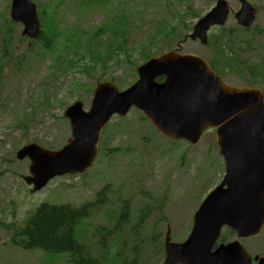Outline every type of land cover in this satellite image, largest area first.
I'll use <instances>...</instances> for the list:
<instances>
[{
  "label": "rangeland",
  "instance_id": "obj_1",
  "mask_svg": "<svg viewBox=\"0 0 264 264\" xmlns=\"http://www.w3.org/2000/svg\"><path fill=\"white\" fill-rule=\"evenodd\" d=\"M226 1L232 13L238 10L237 0ZM248 1L264 15V0ZM32 2L38 17L40 14L54 25L56 22L57 29L64 35L58 36L54 32L56 41L48 50L39 49V42L28 47L27 40L21 37L20 24L13 25L11 37H5L10 0H0V48L6 45L14 54L11 61L0 65V264H70L67 253L44 255L14 248L9 245L10 234L39 204L79 206L93 201L95 194L105 186L108 188L105 203L91 212L89 219L83 220L75 232L77 241L87 243L89 251L92 249L96 254L99 240L107 250L104 254L107 264L120 249H124L120 262L131 260L130 246L136 245L138 238L135 242L128 239L125 228L122 232L112 229L117 221H122L119 219L123 208L119 207L122 206L120 201L129 204L126 226H136L138 210L146 207L170 214L171 236L179 243L188 232L190 214L224 174L213 132L206 133L195 147L185 143L172 144L154 133L137 111L131 110L122 124L117 122V117L111 120L101 136V156L85 176L54 179L38 193H32L22 180L28 175L29 161H17L15 153L29 143L53 150L63 147L70 136L68 122L63 119V112L69 105L81 101L83 110L88 111L92 90L99 82L113 80L119 90L126 89L136 81L135 68L143 63L139 49L144 44L141 43L155 54L175 48L177 40L190 33L198 18L216 0H93V6L86 8L79 5V0ZM109 23L120 32L117 37L125 46L123 52L114 50V45L109 48L112 35L105 32ZM235 25L230 15L224 28L232 32ZM257 25L264 26V19L258 17ZM169 27H176L178 32L167 34ZM99 28L104 31L96 35ZM90 32L93 34H88ZM124 32L125 42L121 40ZM219 33L214 28L209 34ZM94 34L91 48L78 49V56L72 52L61 53L74 60L73 63L56 62L57 48L74 44L85 47ZM152 36L155 44L149 41ZM236 37L232 50L237 56V64L228 72L240 77L235 79L221 70L227 84L244 86L245 82L241 80H247L245 70L250 69L253 56L260 57L258 49L264 48V39L259 40L256 48L249 44L245 50L242 43L249 36L238 33ZM108 48L113 52L107 54L105 67H101L91 53L96 50L103 53ZM180 49L182 53L205 60L210 56L209 50L198 42L187 40L181 43ZM39 52L42 56L37 55ZM97 227L108 229L97 233ZM129 234L133 236L131 232ZM148 250L149 247L144 254L141 250L139 253L145 256ZM158 262L154 259L149 264Z\"/></svg>",
  "mask_w": 264,
  "mask_h": 264
},
{
  "label": "water",
  "instance_id": "obj_2",
  "mask_svg": "<svg viewBox=\"0 0 264 264\" xmlns=\"http://www.w3.org/2000/svg\"><path fill=\"white\" fill-rule=\"evenodd\" d=\"M234 14L237 25L250 28L255 9L238 0ZM230 14L226 0L214 7L193 26L190 40L207 43L211 27L223 26ZM10 19L22 25L21 37L28 45L40 35V21L31 0H11ZM137 80L123 91L112 82L97 84L88 111L74 102L64 111L70 138L58 151L36 144L22 147L17 160L29 158V176L24 182L32 192L40 191L55 177L83 174L98 153L102 129L112 116L125 117L138 110L164 138L196 145L203 132L216 129L219 154L225 159V176L201 204L187 242H165V264H218L219 249L210 255L218 230L228 225L237 232L257 234L264 213V91L232 88L193 55L170 50L152 57L136 68ZM161 78V82L156 80ZM250 221L242 223L248 218ZM255 218V219H254ZM225 256V255H224Z\"/></svg>",
  "mask_w": 264,
  "mask_h": 264
},
{
  "label": "trees",
  "instance_id": "obj_3",
  "mask_svg": "<svg viewBox=\"0 0 264 264\" xmlns=\"http://www.w3.org/2000/svg\"><path fill=\"white\" fill-rule=\"evenodd\" d=\"M94 3L95 2H93V0H79V5L84 8L93 6ZM39 19H41V33L38 37L37 43H40L39 49L48 50L51 47L50 45L56 41L55 38L57 36H54L53 33L56 32L58 36L64 34H61L57 29L56 22V25H54V23L50 22L47 17H41L40 14ZM9 24L10 25L7 24V33L4 35L7 38L11 37L13 31V24L10 22ZM7 25L5 24V26ZM169 28L170 31L167 32V34L174 35L178 32L176 27ZM117 30L118 28L110 23L105 27V32L109 31V35H112L110 41H108L110 45L109 48L114 45V50L123 52L125 46H123V44L118 40L119 37H117V35L120 34V32ZM102 31H104L103 28H99L95 34L97 35V33ZM67 34H70V31H67ZM88 34L93 33L90 32ZM95 34L90 36V39L87 40V45L85 47L78 44L72 45L73 42H71L72 46H64V49L57 48L56 50H58L59 54L54 59L60 64L68 62L73 63L74 60L65 58L61 53L66 54L68 52H72L74 53V56H78V49L82 48L86 50L88 47L91 48V43L95 41ZM122 34H124V37H122L121 40L123 42L127 41L125 32ZM232 37H236L235 31H222L219 35H213L209 39L208 47L210 49L211 56L208 59V62L211 68L218 74H220V70L222 68L232 70L237 64V56L232 50V44H234ZM64 39L67 40L66 44H69V39L66 37ZM149 41H153L155 44L154 36H152ZM141 44H144V47L139 49L141 53V61H145L148 58L159 54L149 52L145 43ZM34 47L35 46L33 45L32 48ZM71 47L74 48V50H71ZM109 48L103 53L101 50L92 51L91 53L101 67H105L106 61L108 60L107 54L109 55L113 52L112 50H109ZM41 53L42 52H39L37 55L42 56ZM0 56V65H3L11 61L14 54L8 51V47L4 45L0 48ZM127 61L130 62L129 59ZM124 121L125 120H119V123L122 124ZM91 209L92 204H84L76 208L69 204L52 205L42 203L31 211L29 216L24 220L23 224L12 230L9 237V245L25 252L36 251L44 255L67 253L68 262L70 264H92V258L90 257L87 243L78 242L75 236L76 228L83 220L89 218V215L92 212ZM117 256H119V253L116 257Z\"/></svg>",
  "mask_w": 264,
  "mask_h": 264
},
{
  "label": "flooded vegetation",
  "instance_id": "obj_4",
  "mask_svg": "<svg viewBox=\"0 0 264 264\" xmlns=\"http://www.w3.org/2000/svg\"><path fill=\"white\" fill-rule=\"evenodd\" d=\"M252 6L256 9L255 25L249 30H239L240 32H244V34L249 36V38L247 37L242 43V45L247 49L250 45L252 48H256L259 40L264 39V26L258 27L257 25L258 17L264 19V15L258 8H256L254 5ZM258 52L260 53V57L253 56V63L250 65V69L245 70L248 81H241L245 82V85H250L251 88L260 89L264 88V48L258 49ZM223 70L228 73L227 75H232L235 79H239L240 77L237 74L228 72V69ZM219 157L221 158L223 163L222 166L224 167L223 158L221 156ZM125 210H129V208H125ZM197 210L198 208L190 214L189 220L187 222L188 232L185 237L179 241V243L187 240L190 236L194 225V215ZM125 220L127 221V214ZM171 220V215L164 213V210L143 208L138 210L136 226L130 227L126 226L127 224H124V226L119 231L122 232L123 228H125L124 231L127 234V238L134 239V242L136 241L135 238L133 236L130 237L129 233L131 232L133 235V232L135 231L136 234H134V236L138 238V241L141 242V239H143L142 237H145L146 243L151 248L162 246L163 250V244L167 232H169L171 236V231H173L170 227ZM162 238L163 241L161 240ZM171 241L174 242L172 236ZM232 243L234 245H232L231 248L222 249L223 256L225 255L222 264H260V261L264 259V223L260 232L256 236H241L237 232L231 230L229 227L223 226L217 241L211 249V253L213 254L218 249L227 247ZM130 259L131 260H128L129 264H141L138 257H131ZM163 261L164 257L161 260V264H163Z\"/></svg>",
  "mask_w": 264,
  "mask_h": 264
}]
</instances>
